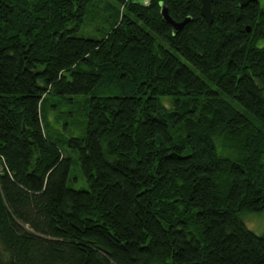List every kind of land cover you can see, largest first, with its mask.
Instances as JSON below:
<instances>
[{
  "label": "trees",
  "instance_id": "16d2710c",
  "mask_svg": "<svg viewBox=\"0 0 264 264\" xmlns=\"http://www.w3.org/2000/svg\"><path fill=\"white\" fill-rule=\"evenodd\" d=\"M113 2L0 0V264H264V5ZM50 93L83 136L47 133Z\"/></svg>",
  "mask_w": 264,
  "mask_h": 264
},
{
  "label": "rangeland",
  "instance_id": "374dc122",
  "mask_svg": "<svg viewBox=\"0 0 264 264\" xmlns=\"http://www.w3.org/2000/svg\"><path fill=\"white\" fill-rule=\"evenodd\" d=\"M142 4L147 5L150 0H134ZM264 5V0H261ZM108 4L113 6V0H104L103 4ZM125 10L124 5H120V9L116 14L115 20L121 16L122 11ZM113 14L112 9L99 10L94 20L86 23L79 31L78 35L88 36L96 35L93 34L94 28L100 29L104 24H102L104 13ZM102 24V26H101ZM85 96H74L67 95L61 96L59 94H48L47 98L42 105V110H40V115H42V123L45 125V130L48 134H51L53 139L69 138L70 136L80 137L86 132V112L87 104L85 103ZM241 110L240 108H238ZM258 124V123H257ZM61 148L69 155L72 159L70 166L69 176L67 180L68 187L75 189H87L88 184L85 179L84 174L80 168L78 153L75 150L69 149L65 144L60 145ZM242 221L247 228L252 230L256 234H264V211L261 212H243L240 215Z\"/></svg>",
  "mask_w": 264,
  "mask_h": 264
},
{
  "label": "water",
  "instance_id": "95a60500",
  "mask_svg": "<svg viewBox=\"0 0 264 264\" xmlns=\"http://www.w3.org/2000/svg\"><path fill=\"white\" fill-rule=\"evenodd\" d=\"M201 5H200V15L205 19L207 24H211L213 20V14H212V2L213 0H200ZM240 5H247L249 2H256L258 0H237ZM160 13L162 15V18L166 23H168L173 32L178 31L179 29L182 28V26L190 19L189 17L185 18L182 21H176L174 20L167 9V7L162 4ZM247 31H250V26H246Z\"/></svg>",
  "mask_w": 264,
  "mask_h": 264
}]
</instances>
